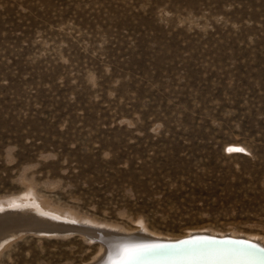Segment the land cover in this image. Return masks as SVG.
<instances>
[{
  "label": "rangeland",
  "instance_id": "1",
  "mask_svg": "<svg viewBox=\"0 0 264 264\" xmlns=\"http://www.w3.org/2000/svg\"><path fill=\"white\" fill-rule=\"evenodd\" d=\"M30 205L263 242L264 0H0V211ZM57 226L1 238L0 264L98 262Z\"/></svg>",
  "mask_w": 264,
  "mask_h": 264
},
{
  "label": "bare ground",
  "instance_id": "2",
  "mask_svg": "<svg viewBox=\"0 0 264 264\" xmlns=\"http://www.w3.org/2000/svg\"><path fill=\"white\" fill-rule=\"evenodd\" d=\"M25 196L30 197V194ZM63 220L36 207L3 210L0 211V241L10 234L16 237L30 231L38 235L63 231L64 228L57 226L62 225L100 240L102 249L96 264H264V241L243 236L192 233L176 240H165L143 232L90 231L91 227Z\"/></svg>",
  "mask_w": 264,
  "mask_h": 264
},
{
  "label": "water",
  "instance_id": "3",
  "mask_svg": "<svg viewBox=\"0 0 264 264\" xmlns=\"http://www.w3.org/2000/svg\"><path fill=\"white\" fill-rule=\"evenodd\" d=\"M19 236V235H18Z\"/></svg>",
  "mask_w": 264,
  "mask_h": 264
}]
</instances>
